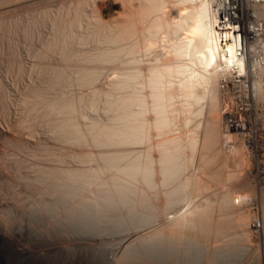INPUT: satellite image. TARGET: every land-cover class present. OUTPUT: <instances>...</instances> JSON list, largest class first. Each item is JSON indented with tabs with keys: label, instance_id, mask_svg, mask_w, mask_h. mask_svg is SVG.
Listing matches in <instances>:
<instances>
[{
	"label": "bare ground",
	"instance_id": "1",
	"mask_svg": "<svg viewBox=\"0 0 264 264\" xmlns=\"http://www.w3.org/2000/svg\"><path fill=\"white\" fill-rule=\"evenodd\" d=\"M135 1L131 0L130 2L128 0L126 1L127 5L125 2L123 3L124 6L129 7L132 22L130 28L128 24H124L126 26L124 31L122 30L124 34H120L121 36L128 31H131L130 33L136 31L135 24L140 18H137L138 21L135 23V16L141 5H144L145 9H151V13L162 10V15L159 14L161 15L159 18L157 13L154 14L156 17L153 20L150 17L153 25L148 23L152 27L147 25L148 31L145 33L148 34L149 32L152 36L153 32L160 30L158 28L161 25L171 22L174 25L173 28L171 27L173 34H168L171 31L169 30L170 27H168L167 32L169 36L171 35L170 37L164 30L167 35L164 34L165 39L168 38L164 39L165 41L162 39L164 43L160 44L165 45L162 47L164 51L161 53L160 45L161 51L158 50L159 55L155 56V61L150 58L148 59L149 63L147 62L148 64H145L144 68H132L131 65V69L127 67L121 71L117 81L118 90L121 89L122 92L120 90L121 93L116 95V102L113 100L116 104L112 100V102L110 101L114 105L109 103L111 106L109 109L111 110L116 105V109H114L116 111L107 118V121L101 123L97 118L95 120L92 117V120L89 119L90 124L87 126L90 127L86 131L89 134L86 133V135L92 139L91 142H94L96 147L98 145L103 146V148H98L99 150L96 152L94 158L97 161L94 165L90 163L92 166L89 164V166H82L86 162H80L82 167L73 166L61 169V166L60 169H55L56 167L49 163V166L52 167L43 169L44 173L40 172L29 175V177L26 175L29 183L35 185L32 188L37 189V192L36 194L34 192L35 195H32V198L30 195L27 196L28 199L31 198L29 202L27 197V200L24 201L25 205L28 202L26 206L29 209L26 208V210L23 207L24 212L27 211L25 217L29 216L32 221L33 217L50 214L51 218H56L57 222L54 220L56 223L60 224L61 221L79 223L82 232L93 233L96 236L97 234L104 235L107 233L110 235L109 233L116 232L119 235L116 243L119 250L118 258L114 260L112 258L114 256L107 254L105 255V264H120V262L128 260H136L138 264H225L231 257L241 256L240 252L248 247L247 244L251 246L254 253H259L258 247L264 249V211L261 213L262 221H259L250 208L252 203L258 201V188L255 185L257 182L254 184L253 180L251 182L248 178V165L245 166L249 156L248 150H246L242 136L226 125V112L230 110V106L227 104L228 102H225L224 97L219 96L218 91L221 90L220 92L223 93L219 81L225 75L230 77L231 73L235 71L242 76L243 82L246 81V85L251 81L250 87L247 86L248 93L250 92L255 97L259 95L264 100V82L257 80L253 74L249 76L252 42H245L242 51V38L258 33L264 26V19L258 21L253 18L257 13L256 10L251 12V3L260 2V0H138L141 3ZM125 8H123L124 10L121 8L123 12L126 11ZM137 15L139 16V14ZM228 18H236L239 23L227 22ZM101 25L103 24L101 23ZM163 27L165 28V26H161V28ZM78 28L80 27L78 26ZM121 29L123 28L120 27ZM128 36L131 38L129 34L123 37ZM146 38L144 37L145 40ZM136 40L134 42L138 44V40ZM134 42L132 41L133 46L136 45ZM133 56L135 57V55ZM61 73L63 74V72ZM112 82L114 80H111V84ZM52 83H55L53 79ZM118 84L116 83V86ZM47 86H45L46 89ZM69 89L66 88V90ZM51 90L53 89L51 88ZM72 98L69 100L64 98L67 100L64 102H62L63 99L58 100L59 103L52 104L55 106H50L49 103V106L53 109L56 108L53 111H62L63 113L66 111L67 115L71 114L67 112L68 108L74 107L76 104ZM260 98H257L256 101ZM45 102L48 103V101ZM68 116L61 117L63 120L60 121V118L59 122H55V124L63 129L64 132L61 133L68 139H73V141L84 140L86 136L84 132H81V129L78 131L79 122H77L76 117L73 116L76 119L74 120L72 116ZM81 117L83 116L81 115ZM101 120L103 121V118ZM187 123H190L191 127L187 131H180L187 128ZM182 125L185 126L184 129ZM83 127L86 128L84 125ZM0 132L6 134V129L4 131L3 128H0ZM55 133L57 132L55 131ZM59 135L61 137V134ZM56 138L59 136L57 135ZM84 141L88 142L87 139ZM80 143L82 144V141ZM73 145L71 144V146ZM105 145L107 146L104 147ZM52 148L56 147L53 145ZM87 148L89 147L87 146ZM46 151L48 153L49 150ZM91 153H82L79 154L80 156L74 154L78 156V159L74 155L73 157L79 163L80 160L92 159L95 154ZM39 154L41 153L39 152ZM52 154L54 157L55 153ZM57 156L62 157V155ZM57 156L55 157L58 158ZM66 157L67 159L62 157L65 163L68 160V154ZM232 158H238V160L236 159L234 164H229ZM58 159L59 162L60 158ZM43 160L46 162V158ZM49 160L50 158H47V161ZM92 161L94 162V159L90 162ZM246 163L248 164V162ZM256 163L258 170H260V161ZM228 166L231 167L228 168ZM3 193L0 191V264H36L38 261L41 263L40 258H43L40 257L41 255L58 251V248L61 247V243L59 245L61 238L59 239L57 236L58 233L53 235L57 227L54 232L55 227L52 228L56 223L54 221H52L53 224L49 223L53 233H49L47 230L46 232L44 229L41 230L43 225L45 228V224L42 222L41 229L40 222H37L38 225L36 224L35 227V222L39 220H37L39 217L33 224H31L32 222L23 224V217H18L17 214L16 217H12L10 214L13 207L12 211L18 207V202L11 200L12 203H10L8 198L3 196L5 194ZM262 198L264 200V197ZM50 215L47 217L50 218ZM45 217L40 218L41 221ZM29 218L27 217V219ZM51 220L49 221L51 222ZM28 221L25 222L28 223ZM62 223L61 229L66 226L67 228L70 227L68 232L71 231L72 223V225L68 223L64 225L63 223L64 226ZM49 224V227L46 225V229L50 228ZM58 228L60 230L59 226ZM80 230L78 231L81 232ZM230 235L231 237H229ZM85 236L84 238H88ZM67 238L71 239L72 237L70 238L69 235ZM64 247L59 248V250ZM111 255L114 254L111 253Z\"/></svg>",
	"mask_w": 264,
	"mask_h": 264
},
{
	"label": "rangeland",
	"instance_id": "2",
	"mask_svg": "<svg viewBox=\"0 0 264 264\" xmlns=\"http://www.w3.org/2000/svg\"><path fill=\"white\" fill-rule=\"evenodd\" d=\"M126 1H128V0H0V83H1L0 84V86H1L0 87V126H1L0 128H3L4 131L6 129V134H7L6 135L5 133L0 132V188H1L0 191L2 193L3 192L5 193V194L3 193L4 194L3 196L5 198H8V201L10 203H12L11 200L18 202V203L16 202L18 204L17 205L18 207H16L15 210L12 211L14 209V207H13V209L10 211V214L12 215V217L13 216L16 217L15 216L16 214L18 215V217H20V216H21V218L23 217V219H24L23 224H25V225L30 224L29 222H32L31 224H33L36 221V218L39 217V218H37V220L39 219L40 221L38 220L35 222V227L40 222L39 226L41 229V225H43V224H41V222H42L45 224V228L43 225L41 230H43V229H44V231L47 230L49 233H53L57 227V230H56L57 232L55 231L56 233L54 232L53 235H57V233H58L59 235H57V236L59 237V239L61 238L59 240V245L61 243V247L65 246L64 248H62V250H59V248L61 249V247H59L58 251L57 250H55V252L52 251L53 254L47 252L44 255H41L40 257H43V258H40V260H42L41 263L38 261L36 264H105V255H107V254L108 255L110 254L109 256H114V257H112L114 260H116L118 258V251L119 250L117 248L116 243L118 242L117 237H119V235L116 234V232H114L115 234L109 233L110 235H108L107 233L104 235L103 234H100V235L97 234V236L95 234L89 232L91 234V236H90L92 238L91 239L89 237L90 234H86L87 232L85 233L84 231L82 232L80 230L81 226L78 225L79 223L73 224L71 222L73 224L72 225L68 221H65V223H64V221H61L64 223V225H66L67 223L69 225H72L71 231L68 232V230H70V227H68L69 228L68 229L62 223V226H64V227L61 229V222L59 221L60 224L56 223L57 222V220H55L56 218L55 217L51 218V215L48 213H46V214L50 215V218L47 217L48 215L42 214L41 217L40 216L33 217V219L35 218L34 221H33V219L31 221L29 216H27L29 218V219H27V217H25L27 211L24 212V208L28 209V207L26 205H28V202L30 201V199L37 192V189L32 188L35 185L29 183V180H28L29 175L39 174L40 172L44 173L43 171L45 169H47L48 167H52L53 165H54V167H56L55 169H57V168L60 169L61 166H62L61 169H63V168L65 169V168H70L73 166L74 167L89 166L91 164L94 165L96 163L97 160L94 158V157H96V152L100 149V147L103 148V146L98 145L96 147L94 142H91L92 139H90V137H88L86 135V133L89 134V132H86V131H88V129L90 127L87 125L90 124L89 121L92 120L91 117L94 118V120L97 118V120L100 121L101 123L107 121V118H109L114 113V111H116V110H114V109H116L115 108L116 105H115V107L113 106L114 108L112 107L113 110L111 109L112 110L111 111L109 109L111 107V106H109V103H110V105H114V104H111V102L113 100L116 102V99H115L116 95H119V93L122 92L121 89H120L121 92H119L120 90H118L119 84L117 81V80H119V77H120L119 75L121 74V71H123V69H125L127 67H129L128 69H131L132 66H133L132 68H135V67L136 68H138V67L144 68L149 63L148 59L152 58V60H154L156 58L155 56L158 54L157 53L158 50L161 51L159 49L160 45H161V49L163 46L165 47L164 44H160V43H164L163 42V40L165 39L164 34L165 33L167 34L168 27H170L169 30H171V27L174 25H172L171 22H169L170 24L168 23L169 26H167V27H166V25H168V24H166V25L163 24L161 26H165V28L164 27L161 28V26L158 28L160 30H158L156 28L159 33L154 29L156 32H153L154 34L152 33V36L149 32H148V34L145 33V31H148L147 30L148 26H150V25H148V23L151 24V21L156 17L154 14L157 13L156 15H158V18H159V16L162 15L161 14L162 10H160V12L158 11L159 13L156 11H155L156 13H151L150 12L151 9H149V10H148V8L145 9L144 5L139 6L140 8H138V12H136V16H135V20H136L135 23L138 21L137 18L138 19L140 18L139 21L141 20V23H139L140 25L138 24L139 21L135 24L137 27L136 31L139 33H137L135 31L136 32V34H135L136 36H135L134 35L135 32L130 33L131 31H128L127 33L129 35H131L130 36L131 38H129V36L123 37V36H127L128 35L127 33H125V35H122V36L120 35L122 33L124 34V32H123L124 27L127 24L129 25V28H130V24L132 22V18H131L132 15L129 11V7L124 6V4H123L125 2V4L127 5L128 3H126ZM129 1L131 2V0H129ZM139 1H142V0H139ZM135 2L141 3V2H138V0H136ZM251 5H252L251 6V12L253 13L254 10H256V12H257V13L255 12L256 14L254 13L255 15L253 16V18H256L258 21H262V19H264V1L260 0V2H254V3H251ZM120 7L122 9L124 7H126L125 8L126 11L123 12L124 9L122 10ZM141 7L143 10L141 9ZM156 9H158V8L156 7ZM139 11H140V13H139ZM137 14H139V16ZM159 14H161V15H159ZM141 15L143 18L141 17ZM258 16H259V19H258ZM150 17L152 20L150 19ZM160 18L162 19V17H160ZM253 18H251V19H253ZM76 20H78V21H76ZM125 20H126V22H125ZM87 23H88V25H87ZM101 23L103 25H101ZM120 23H121V25H120ZM115 24H117V25H115ZM124 24H126V25H124ZM151 25H153V24H151ZM78 26L81 29L78 28ZM138 26H140V27H138ZM141 26H144V27H141ZM120 27L123 29L120 30ZM151 27L152 26H150V28ZM261 28L262 29L257 34V36L259 37V42H260L259 49H262L264 51V26H262ZM143 29H145V30L143 31ZM140 31L143 32V35H142V32H140ZM168 34L172 35L173 34L172 30L169 31ZM117 35H119V36L117 37ZM141 35H142V37H141ZM146 36H148L147 37L148 39L146 38ZM121 37L124 40L120 39ZM136 37L137 38L139 37V39H137ZM144 37L146 38V40L144 39ZM134 38H135V40L136 39L138 40V42H137L138 44H136V42H134L135 41V40H133ZM118 39H120V40H118ZM86 40H88V41H86ZM117 41H118V43H117ZM132 41L136 44V45H134V46H136L135 47L136 50L134 49ZM148 42H150V43H148ZM117 44H118V46H117ZM130 44H131V46L135 52L133 51L132 48L130 49ZM152 45H154V46H152ZM155 46H156V48H154ZM128 48L130 49V51H128L129 50ZM115 49H117V50H115ZM131 50H132V52H131ZM144 50H145V52H144ZM115 51H119V52H115ZM137 51H139L140 53ZM150 51H151V53H150ZM163 51L164 50L162 49L161 53H163ZM109 52L111 55L108 54ZM133 55H135V57ZM102 56H103V58H102ZM112 57H113V60H112ZM152 60H150V61H152ZM103 61H105V62H103ZM137 63H139L140 66ZM142 63H143V65H142ZM136 64H137V66H135ZM122 65H123V67H122ZM61 72H63V74ZM6 73H7V75H6ZM56 73H57V75H56ZM82 73H83V75H82ZM59 74L61 77L59 76ZM62 76H64V77H62ZM115 78H117V79H115ZM52 79H53V81H55V83H52ZM111 80L112 81L114 80V82H112V84H111ZM56 81H58V82H56ZM88 81L90 82V84ZM116 83L118 84L117 86H116ZM250 83H251V81H249V83H247L248 87H250V85H251ZM55 84H56V87L54 88ZM47 85L48 86L50 85V86L48 87ZM45 86H47V89ZM116 87H117V90H116ZM51 88L53 90H51ZM66 88L67 89L70 88L69 89L70 91L66 90ZM1 89H3V90H1ZM54 89H56V90H54ZM108 89H110V90H108ZM34 90L37 92H35ZM220 91L221 90L218 91V94H219V96L223 97L224 94ZM62 92L64 95L62 94ZM94 93H95V95H94ZM57 97H59V99H57ZM71 97H73L72 100L76 104H74V107L68 108L70 111L67 109L68 110L67 112L71 113L68 115H71L73 119L76 117L77 122H79L78 131H80L79 129H81V132L82 133L84 132V135L86 136V137H84V140L87 139L88 142H86L84 140H74L73 141V139H68L67 137L64 136L63 133H61L63 131V129H60L58 124H55V122L56 123L59 122V119L61 117L64 118L68 115L66 114V111H65V113H63L62 111L61 112L59 111L61 114L59 112L53 111V110H56V108L54 107L55 109H53L50 106L52 104L58 102V100L61 101V99H63L62 102H64L66 99L67 100H69V98L71 99ZM78 97H79V99H78ZM252 97L255 100L253 98H252L253 100L250 99L249 106L247 109V114L249 115L251 122L256 126L257 133L260 136H258L257 144H255L256 146H250V145L246 146V150H248L247 154L249 156L247 155L248 157H247L246 162H248V164L245 162V166L247 167V165H248V170H249L248 178L250 179L251 182L253 180L254 184L257 182L255 185L258 188L257 190H258V201L259 202L257 201V202L252 203L250 208L252 210V213L256 215V218L259 219V221H262V219H261L262 214L261 213L264 211V204H263L264 200L262 198V197H264V168H263L264 167V112H263L264 111V102L263 101L264 100L261 99L259 95H258V97H257V95H256V97H255V95H252ZM64 98H66V99H64ZM257 98H260L261 100L258 99L256 101ZM263 98H264V96H263ZM44 100L48 101V103L45 102ZM55 100H57V101H55ZM221 100H222V98H221ZM224 100L226 102V99H224ZM228 102H229V100H228ZM231 102H233V100H230V103ZM49 103H50V106H49ZM230 103H227V104L230 106ZM52 106H55V105H52ZM39 107H40V109H39ZM72 108H75V109H72ZM62 110L64 111V108ZM71 110H72V112H71ZM74 110H76V111H74ZM62 113H63V115H62ZM46 114H48V115H46ZM59 114L62 116H60ZM81 115L83 117H81ZM8 116H10V117H8ZM71 116H68V117H71ZM73 116H75V117H73ZM85 116H87L88 118H86ZM50 117H51V119H50ZM62 118L60 119V121L63 120ZM102 118H103V121L101 120ZM203 118H204V116H203ZM76 119H74V120H76ZM178 119L180 120V117ZM178 119H177V121H178ZM45 122H47V123H45ZM12 124H14V125H12ZM189 124L190 123H187L186 129H184L185 126L182 125L184 130L181 129L180 131H182V132L187 131L189 129V127H191ZM8 125L10 126V130H9ZM83 125L86 128H84ZM12 127H14V128H12ZM180 128H181V126H180ZM59 130H60V132H58ZM93 130L96 131V129H93ZM55 131L57 133H55ZM175 132H177V131H175ZM56 134L59 136V138H56L57 137ZM59 134H61V137ZM62 134H63V136H62ZM5 135H6V137H3ZM7 136H9V137H7ZM53 136H54V138H53ZM60 138H62V139H60ZM25 139L27 141H30V142H27ZM63 139H65V140H63ZM60 140H62V141L60 142ZM25 141H26V143H25ZM76 141L79 143H77ZM80 141H82V144H85V145L83 146L80 143ZM68 142H69V144H68ZM73 143H74V145H73ZM37 144H39V145H37ZM71 144L73 146H71ZM78 144H79V146H78ZM80 144L82 145V148H81ZM53 145L56 148L53 149L52 148ZM23 146H25V147H23ZM57 146H59V147H57ZM87 146L89 148H87ZM106 146L107 145H105L104 147H106ZM64 148H65V150H64ZM47 149L49 150L48 153H46ZM60 149H61V151H60ZM52 150L55 153V156L62 155V157L66 158V159H67L66 156L68 154V156H69L68 160L70 162L65 159L66 160V163H65L64 158L57 156L58 158H60V161L58 162L59 159L56 158L55 156H54L55 158L52 156L53 152H50ZM56 151H58V152H56ZM67 151H68V153H67ZM39 152L41 154L38 155ZM88 152L89 153L92 152L95 154V156L92 157V159H94V162L93 161L90 162L92 160L91 158H90L91 160L88 159L87 161L80 160L79 163L75 161L78 159V156H75L74 154H78V155L82 154V153L87 154ZM44 154H47V155H44ZM73 155L77 159L75 157H73ZM51 156H52V158H51ZM42 158L43 159L46 158V162ZM47 158H50V160L47 161ZM53 158L57 162H55ZM236 159L238 160V158H236ZM236 159L232 158L229 161V164H234L236 162ZM42 160L45 162V164L47 166L43 163ZM18 161H19V163H18ZM257 161H260V170H258V168H257V163H256ZM52 162H53V164H52ZM80 162H82V163L86 162V163L82 164V166H81ZM40 163L42 164L41 166H40ZM49 163H51L52 166H49L50 165ZM59 164H61V165H59ZM66 165H68V166H66ZM229 167H231V166H228V168ZM26 175H28V177ZM25 177L27 178L26 180H25ZM255 180H257V181H255ZM260 188H261V190H260ZM34 192H35V194H34ZM29 195L31 196V198L29 197V199H28L27 196H29ZM26 197L28 200L26 199ZM17 198H19V199H17ZM25 199L28 201V202H26V205L24 204L25 203L24 201H26ZM19 205L22 207H20ZM22 208H23V210H22ZM254 208H256V209H254ZM19 212L20 213L22 212V213L20 214ZM23 213H25V214H23ZM256 213H258V214H256ZM28 214L30 215V213H28ZM43 216L44 217L46 216V217L41 221ZM30 217H32V216L30 215ZM46 218L49 220H51L53 218L54 219L51 220V222H50ZM23 219H21V220H23ZM27 220H29L28 223H26ZM44 220H47L49 222L44 221ZM52 221H54V223H56V225L58 224V226L60 227V230H59L58 226H56L54 224L52 226V228L55 227V229L54 230L52 229L53 232L51 231V224H53ZM45 222H47V223H45ZM49 223H51V224H49ZM48 224L50 225V228H49L50 230L46 229L47 227H49ZM46 225H47V227H46ZM39 226H38V229H39ZM75 228L80 230L81 232H79ZM60 231H61V234H60ZM69 235H70V238L72 237L71 238L72 240L67 238V237H69ZM80 235L82 236V238ZM84 235L88 236V238L86 236H85L86 238H84ZM92 235H93V237H92ZM60 236H62V237H60ZM95 236H96V238H95ZM229 237H231V235ZM63 238H66V239H63ZM67 239H68V241H67ZM82 239H83V241H82ZM100 239H102V240H100ZM65 240L67 241V244H66ZM86 240H89V241H86ZM69 241H71V242L68 244ZM99 242H100V244H99ZM247 246L248 247H245L246 250L244 249L240 252L241 256H233L225 264H264V252H263L264 249L262 247H258L257 250L259 253H254L251 246L248 244H247ZM90 249H91V251H90ZM107 249H108V251H107ZM112 249H113V251H112ZM111 253L114 255H111ZM258 254L260 256L259 258H258ZM120 264H138V263L136 260H128L126 262H120Z\"/></svg>",
	"mask_w": 264,
	"mask_h": 264
},
{
	"label": "built area",
	"instance_id": "3",
	"mask_svg": "<svg viewBox=\"0 0 264 264\" xmlns=\"http://www.w3.org/2000/svg\"><path fill=\"white\" fill-rule=\"evenodd\" d=\"M228 21H234L238 24L239 21L235 18H228ZM260 32V31H259ZM258 32V33H259ZM258 33H254L251 36L242 38V51L244 50V44L252 42L251 61L249 76L253 74L261 82H264V51L259 49L260 42ZM241 75L233 71L231 76L228 75L223 77L219 81L220 88L223 90V97L226 102L230 103V110L226 112L225 123L226 125L239 133L247 146H256L258 140V133L256 126L251 122L247 109L249 101L252 98L251 93H248L246 81H242Z\"/></svg>",
	"mask_w": 264,
	"mask_h": 264
}]
</instances>
